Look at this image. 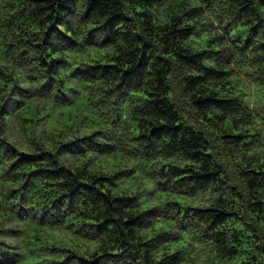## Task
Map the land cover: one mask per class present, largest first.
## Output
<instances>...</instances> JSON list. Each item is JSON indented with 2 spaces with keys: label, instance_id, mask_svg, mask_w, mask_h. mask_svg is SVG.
I'll use <instances>...</instances> for the list:
<instances>
[{
  "label": "trees",
  "instance_id": "trees-1",
  "mask_svg": "<svg viewBox=\"0 0 264 264\" xmlns=\"http://www.w3.org/2000/svg\"><path fill=\"white\" fill-rule=\"evenodd\" d=\"M0 264H264V0H0Z\"/></svg>",
  "mask_w": 264,
  "mask_h": 264
}]
</instances>
